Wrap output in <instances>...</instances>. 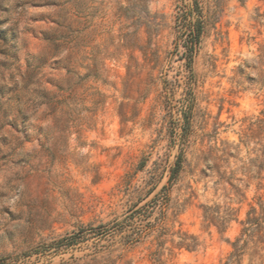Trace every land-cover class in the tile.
<instances>
[{
  "label": "rangeland",
  "instance_id": "obj_1",
  "mask_svg": "<svg viewBox=\"0 0 264 264\" xmlns=\"http://www.w3.org/2000/svg\"><path fill=\"white\" fill-rule=\"evenodd\" d=\"M178 1L169 33L167 26L162 30V14L152 11L158 0H0V161L29 169L41 221L54 234L47 243L14 251L5 242L0 252L4 264H28L33 257L68 252L73 253L70 260L79 261L96 248L119 250V234L108 233L100 240L89 229L122 219L130 203L166 184L182 150L173 156L170 149L187 144L202 127L198 121L205 113L198 93L204 90L213 97L226 83L197 77V53L192 71L186 67L183 48L175 44ZM221 31L229 37V54L241 47L242 38L230 22L222 23ZM169 35L174 38L169 40ZM190 107L192 124L184 139L182 125ZM207 107L217 134L215 125L238 119L249 138L258 142L264 136V108L252 111L251 102L232 89L215 105L209 99ZM165 137L168 158L160 165L151 156ZM191 175L184 162L170 193V234L162 260L219 264L231 251L237 225L231 223L225 232L207 225L202 211L210 205L193 188L195 181L182 183ZM245 189V199L233 204L241 217L253 197L263 192L256 185ZM207 195L211 198L215 192ZM81 227L88 229L82 241L60 250L49 246ZM176 231L195 236L199 246L173 248L170 239ZM154 248L152 237H147L124 249V259L128 264H153Z\"/></svg>",
  "mask_w": 264,
  "mask_h": 264
},
{
  "label": "clouds",
  "instance_id": "obj_2",
  "mask_svg": "<svg viewBox=\"0 0 264 264\" xmlns=\"http://www.w3.org/2000/svg\"><path fill=\"white\" fill-rule=\"evenodd\" d=\"M192 2L185 0L189 6ZM201 6L205 12V38L196 49L198 62L194 71L201 81L207 76L222 79L226 83L213 97L206 96L204 90L198 93V104L205 113L204 119L198 121L202 127L191 141L178 144V147H172L170 151L175 156L178 149L183 150L185 168L191 170L192 175L187 176L182 183L195 181L193 188L201 193L204 204L214 206L206 209V212L212 213L218 224L220 219L231 213L232 205L239 199L229 188L227 179L232 178V183L242 190H246L245 185L249 184L254 190L257 182L264 185V136L258 142L249 138L238 119L226 120L223 126L215 125L217 134L213 131V117L208 115L207 107L209 99L215 105L219 96L230 88L234 94H240L251 102L252 111H256L257 106L264 108V0H202ZM174 8V0H158V4L152 5V11L162 14V30L167 26L169 33L175 15ZM199 20L197 14L193 23L197 24ZM224 22H230L242 38L241 47L233 48L231 54L229 37L221 31ZM213 24L216 26L213 27ZM168 38L171 40L174 36L169 35ZM181 73L180 78L183 79L185 74L182 69ZM246 114L252 120L256 119L251 112ZM159 115H163V112ZM200 138H203V143H200ZM167 143L165 137L151 156L160 165L168 158L165 153L169 149L164 147ZM28 172L29 169L23 165L0 161V220L4 221L3 226H0V252H3L5 242L9 251H14L23 246L44 244L54 238V234H50V230L41 221V212L36 206L38 190L27 175ZM235 177H239V180ZM190 191L182 195L187 196ZM208 191H214L215 195L209 198ZM5 207L8 212L4 211ZM9 213L17 216V219L12 220ZM172 239L178 242L180 238L175 236ZM70 256H73L72 252L43 259L33 257L28 264H33V261L35 264H60L61 261L66 264H86L85 260H70ZM244 264H247V260Z\"/></svg>",
  "mask_w": 264,
  "mask_h": 264
},
{
  "label": "trees",
  "instance_id": "obj_3",
  "mask_svg": "<svg viewBox=\"0 0 264 264\" xmlns=\"http://www.w3.org/2000/svg\"><path fill=\"white\" fill-rule=\"evenodd\" d=\"M202 0H193L192 5L185 3V0H179L177 3L176 14V48L182 46L183 51L181 56L185 59V65L189 71H192L193 57L196 49L203 40L205 33V24L203 17L205 15L204 9L201 6ZM197 14L200 20L197 24L193 21L196 19ZM54 44L56 41H53ZM192 120V107L189 108L184 117L182 125V136L186 139L190 133ZM262 122L261 120L259 123ZM259 129L261 126L258 125ZM185 162L183 150L176 156L174 164L169 170L168 179L166 184L162 185L160 189L154 192V189H149L143 197L130 203L123 214L122 219H116L110 224H100L96 227L89 229L90 235L102 239L106 234L117 233L120 235V249H114L112 246L96 248L88 255L86 264H128L124 259V249L130 248L136 243L152 237L155 248L151 251L150 255L153 264H165L162 260L161 249H165L167 237L170 234L166 227L167 209L170 202V193L173 185L176 183L180 172ZM235 179L239 180L238 177ZM230 189L239 196L237 202L245 199V194L238 187L237 184L232 183V178L226 180ZM256 187L263 192L256 194L251 202L248 203L244 215L241 217L239 208L232 205V211L228 216L219 220L216 223V217L206 209L213 208L214 206L203 207L202 217L207 225L215 226L220 232H225L231 225H237V231L230 241L231 251L227 257L220 261L219 264H244L247 257V264H263L264 261V185L257 182ZM138 221V222H137ZM88 229L79 228L70 234L64 235L50 243V247L56 249H64L73 244H76L88 235L85 233ZM179 241L170 239L173 248H186L194 250L199 246L198 239L183 231H176ZM242 241V242H241ZM172 251L171 248H168ZM0 264H4L3 258L0 257Z\"/></svg>",
  "mask_w": 264,
  "mask_h": 264
}]
</instances>
